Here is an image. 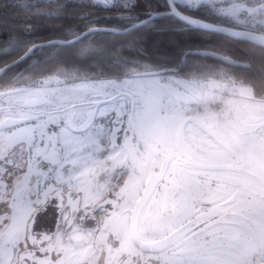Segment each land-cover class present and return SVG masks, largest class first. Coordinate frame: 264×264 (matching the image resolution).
Instances as JSON below:
<instances>
[{
    "label": "snow or ice",
    "instance_id": "obj_1",
    "mask_svg": "<svg viewBox=\"0 0 264 264\" xmlns=\"http://www.w3.org/2000/svg\"><path fill=\"white\" fill-rule=\"evenodd\" d=\"M0 264H264V0H0Z\"/></svg>",
    "mask_w": 264,
    "mask_h": 264
},
{
    "label": "trees",
    "instance_id": "obj_2",
    "mask_svg": "<svg viewBox=\"0 0 264 264\" xmlns=\"http://www.w3.org/2000/svg\"><path fill=\"white\" fill-rule=\"evenodd\" d=\"M65 3H70L73 2V0H63ZM22 15V14H21ZM56 23H59V21H56ZM102 39L104 40H112V39H118V38H113V37H103Z\"/></svg>",
    "mask_w": 264,
    "mask_h": 264
}]
</instances>
